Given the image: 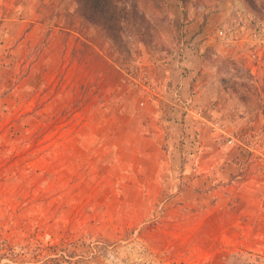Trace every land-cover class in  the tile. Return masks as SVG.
<instances>
[{
    "label": "rangeland",
    "instance_id": "rangeland-1",
    "mask_svg": "<svg viewBox=\"0 0 264 264\" xmlns=\"http://www.w3.org/2000/svg\"><path fill=\"white\" fill-rule=\"evenodd\" d=\"M153 5L121 48L74 0H0V264H264V19Z\"/></svg>",
    "mask_w": 264,
    "mask_h": 264
},
{
    "label": "trees",
    "instance_id": "trees-1",
    "mask_svg": "<svg viewBox=\"0 0 264 264\" xmlns=\"http://www.w3.org/2000/svg\"><path fill=\"white\" fill-rule=\"evenodd\" d=\"M78 14L95 25L122 48L124 36H139L142 41L156 46L157 28L148 10L157 0H74ZM162 1V0H161ZM250 10L264 19V0H245ZM155 37L157 41L155 40Z\"/></svg>",
    "mask_w": 264,
    "mask_h": 264
},
{
    "label": "crops",
    "instance_id": "crops-1",
    "mask_svg": "<svg viewBox=\"0 0 264 264\" xmlns=\"http://www.w3.org/2000/svg\"><path fill=\"white\" fill-rule=\"evenodd\" d=\"M202 60V59H201ZM260 194H264V191H260L259 192ZM260 201V200H259ZM261 201H263V200H261ZM255 233V234H254ZM254 233H252L251 232V234L254 236V239L252 240V246H254V248L258 251L260 248H261V246H263L262 245V240H260V239H258V237H257V232L255 231ZM249 236H247V238H248ZM241 242H243V240L241 241ZM247 242H249V240L247 241Z\"/></svg>",
    "mask_w": 264,
    "mask_h": 264
}]
</instances>
